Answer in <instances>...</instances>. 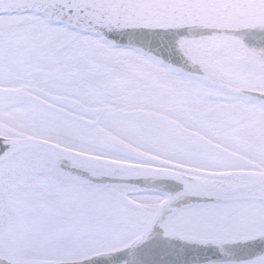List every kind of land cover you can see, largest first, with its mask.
<instances>
[{"label": "snow or ice", "instance_id": "1", "mask_svg": "<svg viewBox=\"0 0 264 264\" xmlns=\"http://www.w3.org/2000/svg\"><path fill=\"white\" fill-rule=\"evenodd\" d=\"M0 264H264V0H0Z\"/></svg>", "mask_w": 264, "mask_h": 264}]
</instances>
